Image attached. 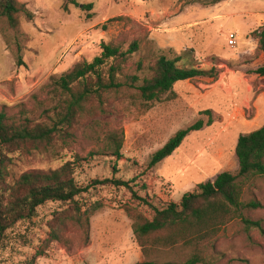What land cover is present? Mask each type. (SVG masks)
Wrapping results in <instances>:
<instances>
[{"label": "rangeland", "instance_id": "obj_1", "mask_svg": "<svg viewBox=\"0 0 264 264\" xmlns=\"http://www.w3.org/2000/svg\"><path fill=\"white\" fill-rule=\"evenodd\" d=\"M18 2L33 19L20 16L16 29L0 20V112L12 120L43 122V111L55 109L64 97L53 82L90 64L104 46L130 54L116 75L124 86L104 92L100 101L91 97L72 138L31 155H10V183L29 171L71 163L73 178L84 190L74 202L44 204L33 219L6 231L0 264H184L196 255L198 264H264V234L242 223L260 221L264 230V176L242 179L240 201L260 208L237 211L215 237L199 245L179 243L149 257L133 228L150 220L151 212L128 190L101 184L112 178L132 181L145 185L140 196L179 203L199 184L238 170V137L264 125V77L254 73L264 56L251 36L264 28V0ZM229 33L237 37L234 48L227 44ZM177 57L178 67L215 68L217 76L178 82L160 101L144 102L137 88L153 78L160 58ZM206 110L212 125L191 133L172 156L148 170L152 154L176 132L206 121L200 115ZM113 140H122L121 159L111 156Z\"/></svg>", "mask_w": 264, "mask_h": 264}, {"label": "trees", "instance_id": "obj_2", "mask_svg": "<svg viewBox=\"0 0 264 264\" xmlns=\"http://www.w3.org/2000/svg\"><path fill=\"white\" fill-rule=\"evenodd\" d=\"M71 3L77 5L75 1ZM20 16L28 21L33 19V14L18 0H0V20H5L11 29L18 27ZM251 36L258 40V50L264 56V28L254 31ZM135 48L134 44L131 52ZM128 54L104 46L101 55L90 64L79 65L55 80L54 91H59L64 97L55 109L43 111V122H33L27 118L15 121L0 112V244L6 231L19 222L33 219L39 207L48 202H74L84 190L73 178L71 163L47 172L29 171L10 183L7 180L8 169L13 162L10 155H31L46 150L55 140L72 138L71 131L83 113L85 103L91 97L100 101L104 92L117 91L124 86L117 82L116 75L120 63ZM179 62L180 57L173 60L160 58L157 61L153 78L144 80L137 88L144 102L160 101L161 96L171 91L178 82L198 77L214 79L217 76L215 68L208 71L194 66L181 68L177 66ZM254 73L264 77V64ZM200 115L207 120L198 119L176 132L162 148L152 154L148 170L172 156L191 133L212 125L211 111H203ZM113 141L115 147L110 151L111 156L121 159L122 140ZM235 156L238 161L236 172H223L216 175L213 181L199 184L194 192L184 194L179 203L155 202L148 195L140 196L138 192L146 190L145 185L140 186L132 181L112 178L101 184L128 190L136 202L151 212L150 220H141L133 228L143 255L149 257L161 248H171L179 243L199 245L215 237L237 211L260 208V204L253 201L244 205L240 198L242 179L251 175L264 176V125L238 137ZM242 223L246 228H255L264 234L260 221L242 219ZM200 261L196 255L184 264H198ZM136 264L155 263L144 261Z\"/></svg>", "mask_w": 264, "mask_h": 264}, {"label": "built area", "instance_id": "obj_3", "mask_svg": "<svg viewBox=\"0 0 264 264\" xmlns=\"http://www.w3.org/2000/svg\"><path fill=\"white\" fill-rule=\"evenodd\" d=\"M237 43V37L234 33H229L227 36V44L229 47L234 48Z\"/></svg>", "mask_w": 264, "mask_h": 264}, {"label": "crops", "instance_id": "obj_4", "mask_svg": "<svg viewBox=\"0 0 264 264\" xmlns=\"http://www.w3.org/2000/svg\"><path fill=\"white\" fill-rule=\"evenodd\" d=\"M237 164H238V161H237ZM216 177V176H215Z\"/></svg>", "mask_w": 264, "mask_h": 264}]
</instances>
